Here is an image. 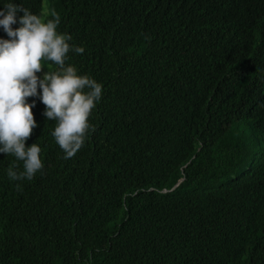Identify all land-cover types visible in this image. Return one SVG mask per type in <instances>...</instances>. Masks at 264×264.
I'll list each match as a JSON object with an SVG mask.
<instances>
[{"label": "trees", "instance_id": "trees-1", "mask_svg": "<svg viewBox=\"0 0 264 264\" xmlns=\"http://www.w3.org/2000/svg\"><path fill=\"white\" fill-rule=\"evenodd\" d=\"M8 3L58 14L103 94L69 159L28 98L44 168L0 153V264H264V0Z\"/></svg>", "mask_w": 264, "mask_h": 264}, {"label": "clouds", "instance_id": "clouds-1", "mask_svg": "<svg viewBox=\"0 0 264 264\" xmlns=\"http://www.w3.org/2000/svg\"><path fill=\"white\" fill-rule=\"evenodd\" d=\"M17 12L23 15L20 27L13 29ZM47 13L44 5L38 16L14 3L0 10V27L9 37L0 39V153L14 156L23 166V171H17V164L8 168L12 181H31L44 168L40 146L26 147L38 126L32 111L35 101L28 103L29 97L39 95L45 105L43 115L57 122L52 135L69 159L83 147L89 131L95 130L89 118L103 94L100 83L66 64L70 51L82 54L84 48L70 45L72 37L57 31L59 15L53 13V19L45 21ZM46 63L56 65V70L48 71Z\"/></svg>", "mask_w": 264, "mask_h": 264}, {"label": "rangeland", "instance_id": "rangeland-1", "mask_svg": "<svg viewBox=\"0 0 264 264\" xmlns=\"http://www.w3.org/2000/svg\"><path fill=\"white\" fill-rule=\"evenodd\" d=\"M45 67H46L47 70H48V68H50V66H48V65H46ZM45 67H44V68H45ZM44 68H43V71L46 73V70H45ZM48 71H49V70H48Z\"/></svg>", "mask_w": 264, "mask_h": 264}]
</instances>
